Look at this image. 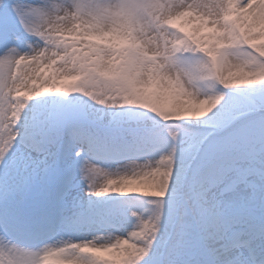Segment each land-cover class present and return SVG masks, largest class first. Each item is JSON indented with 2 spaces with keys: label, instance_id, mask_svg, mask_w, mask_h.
Segmentation results:
<instances>
[{
  "label": "snow or ice",
  "instance_id": "snow-or-ice-1",
  "mask_svg": "<svg viewBox=\"0 0 264 264\" xmlns=\"http://www.w3.org/2000/svg\"><path fill=\"white\" fill-rule=\"evenodd\" d=\"M0 264H264V0H0Z\"/></svg>",
  "mask_w": 264,
  "mask_h": 264
}]
</instances>
